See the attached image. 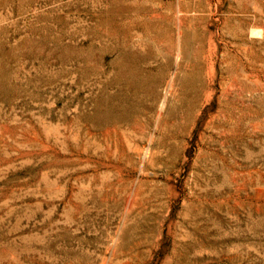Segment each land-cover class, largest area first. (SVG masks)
Returning <instances> with one entry per match:
<instances>
[{"label": "rangeland", "instance_id": "obj_1", "mask_svg": "<svg viewBox=\"0 0 264 264\" xmlns=\"http://www.w3.org/2000/svg\"><path fill=\"white\" fill-rule=\"evenodd\" d=\"M0 264H264V0H0Z\"/></svg>", "mask_w": 264, "mask_h": 264}]
</instances>
